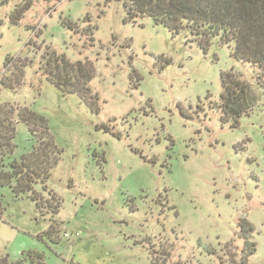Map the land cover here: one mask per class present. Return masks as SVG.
Listing matches in <instances>:
<instances>
[{
    "label": "rangeland",
    "instance_id": "rangeland-1",
    "mask_svg": "<svg viewBox=\"0 0 264 264\" xmlns=\"http://www.w3.org/2000/svg\"><path fill=\"white\" fill-rule=\"evenodd\" d=\"M3 2L0 105L44 118L60 160L34 186L44 216L0 187V264H33L29 251L44 264H264V83L233 45L128 20L121 0ZM53 53L92 64L89 96L46 80ZM230 72L253 98L235 126L219 108ZM13 144L19 161L36 138L19 122Z\"/></svg>",
    "mask_w": 264,
    "mask_h": 264
},
{
    "label": "trees",
    "instance_id": "trees-1",
    "mask_svg": "<svg viewBox=\"0 0 264 264\" xmlns=\"http://www.w3.org/2000/svg\"><path fill=\"white\" fill-rule=\"evenodd\" d=\"M3 1L7 4L10 0ZM121 1L128 20L152 18L173 35L183 31L192 37H199L196 40L201 48L213 39H218L221 45H233L231 56L238 62L250 64L255 70L257 81L262 78L264 83V0ZM25 8L28 6L20 11ZM46 66L50 67V71H44L46 80L62 92L77 94L82 98L91 94L89 83L93 79V67L90 62L84 65L81 62L70 63L65 57L54 54ZM220 80L222 94L219 108L225 116L234 120L235 126L242 115L251 111L252 93L249 85L232 72L221 74ZM19 122L36 138V145L19 161H12L10 156L14 150L13 140ZM59 160L60 151L49 135L44 118L27 108L0 105V187H9L16 197L28 196L44 216L41 197L34 192V186L40 184L45 187ZM58 207L57 204L55 207L48 205L54 214L58 213ZM240 225L241 230L245 223L241 222ZM254 250V246L250 248L246 244L245 261ZM25 256L33 264H44L40 253L29 251ZM15 264L22 263L19 261Z\"/></svg>",
    "mask_w": 264,
    "mask_h": 264
}]
</instances>
